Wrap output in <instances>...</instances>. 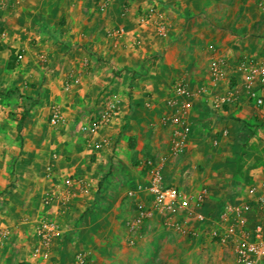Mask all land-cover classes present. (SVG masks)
Here are the masks:
<instances>
[{
	"label": "crops",
	"instance_id": "0c3cea01",
	"mask_svg": "<svg viewBox=\"0 0 264 264\" xmlns=\"http://www.w3.org/2000/svg\"><path fill=\"white\" fill-rule=\"evenodd\" d=\"M221 1L0 0V93H4L10 84H18L28 90L30 96L40 90L46 102L54 99L65 123L68 122L61 129L62 133L52 138L50 150L56 156L52 176L45 174L51 157L49 152L36 151V163L42 169V176L37 191H32V194L33 197L39 195L41 203L36 205L33 200L31 207L16 211L10 218L6 216L7 211L0 214L1 223L11 227H8L10 230L7 226L1 227L7 230V242L6 255H0V264H9L8 256L14 257L13 264H72L70 258L64 257V251L74 224L90 209L98 191L108 192L104 184H119L121 189L142 180L130 156L143 151L144 145L152 147L156 144L159 133L152 134L150 130L153 127L154 130H163L159 129L162 127L159 120L174 112L168 100L173 96L172 88L178 80H185L193 91L200 86H209L208 72L213 58H222L228 64L213 93L231 89L237 92L239 99L219 110L210 104L211 92L188 100L190 107L186 119L190 134L184 149L186 161L190 155L198 156V151L204 150L197 138L212 135L217 130H227L226 144H230L241 134L247 120L259 118V123H262L264 86L259 89L263 105L255 107L243 96V78L234 66L243 58H264V15L258 14L256 0H232V3L228 0V8L211 17L207 14V20L219 23L220 28L209 27L204 17L199 15L201 3L213 8ZM150 6L156 7L169 22L165 37L158 36L152 26L138 24V14ZM9 49L22 55L21 61L16 62L12 69L8 68ZM37 55L46 57L45 68H40L35 61ZM69 71L76 72L80 82L64 91L62 83ZM27 83L37 84L40 89L31 90ZM112 98L119 100L118 113L105 128L94 135L81 132V123L73 128L77 120L94 118L103 104ZM39 120L34 108L28 111L22 128L25 138L27 130L42 129ZM13 127L14 124L7 126L6 118L0 114V146L4 142V130H13ZM166 129L170 141L172 127ZM263 130L264 127H256V130L242 132V135L245 138L254 136V142L251 140L250 143L258 144V135ZM130 138L136 139L134 148L129 147ZM95 143L100 147H95ZM260 148L264 150V145ZM234 150L231 154L226 149L222 150L228 157L226 168L230 176L236 169L234 158L238 152ZM2 153L0 148V167L5 169L11 160L10 156L3 157ZM5 153L10 154L9 150ZM179 156L167 159L164 176L168 184L187 189L179 176L183 169V164L177 163L181 159ZM218 156L220 154L215 152L209 156L207 165L215 177H222L223 172L220 171L223 167H219L221 161ZM242 171L245 179L236 182L228 195H225L226 178L222 177L225 186L222 197L229 198L233 204L251 198L248 189L253 185L258 187L264 166L250 167L246 163ZM65 177L85 181L89 185L88 193L74 185L67 202L54 201L50 206H44V193ZM145 180L146 177L141 183ZM114 195L112 192L111 196ZM135 198L138 201L148 197L142 194ZM54 217L60 219L59 232L53 238L48 254L45 257L34 256L33 248L38 243L36 222ZM249 217L258 221L259 214L253 210ZM93 253L97 260L98 252Z\"/></svg>",
	"mask_w": 264,
	"mask_h": 264
},
{
	"label": "rangeland",
	"instance_id": "374dc122",
	"mask_svg": "<svg viewBox=\"0 0 264 264\" xmlns=\"http://www.w3.org/2000/svg\"><path fill=\"white\" fill-rule=\"evenodd\" d=\"M263 3L264 0H256L258 14L264 15L262 10ZM229 4L228 0H223L221 3H217L216 7L209 8L203 6L205 4L202 2L199 15L204 17L205 24L209 27L220 28L219 23L216 22L214 24L207 20V14L211 17L228 8L226 6ZM39 57L38 55L35 56V61L40 68H45L46 61H40ZM28 86L34 91L40 89L34 83H30ZM59 89L61 90V88ZM9 90H12V93L4 97L1 96L0 100L1 116L6 118L7 126L14 124L13 130H4V142L0 146L3 151L2 156H10L11 160L5 169L0 167V181H3L0 182V214H6L4 211H7L6 216L10 218L16 211L19 212L23 210L22 208L31 207L30 203H33V200H35L36 205L38 202L41 203L39 195H34L33 197L32 194V191H37V184L42 176V169L39 163H36L38 156L36 151L43 150L47 153L49 152L50 156L55 155L50 150L52 138L62 133L61 129L65 128L68 122L57 127L50 126L49 119L51 110L55 106V101L52 99L46 102V97L41 95L40 90L34 96H30L31 93L21 88L18 84L8 85L5 92ZM32 108L39 114V122L42 124V129L27 130L28 135L26 138L23 130V147H20L17 131L18 123L21 117L26 116ZM165 119L159 120V125L161 124L162 126L159 129L163 130H154V127L152 128L153 130H150L152 134L159 133V136L156 135L158 137L156 144L151 145L152 147L144 145L143 151L132 153L130 156L132 165L137 168V173L142 177V180L146 177L148 169L145 168V165L150 160V157L153 160H157L167 155L169 132L166 127L169 125L164 123ZM90 120H77L73 128L78 126V123L84 124ZM261 121L262 123H259V118L255 119V121L252 119L247 120L248 124L241 129V134L233 138L229 142L230 144H226V135L220 136L222 132L227 130H217L212 135L197 138L196 141H201L200 143L204 150L202 152L198 151V156L190 155L188 161L185 159L186 152L184 150L179 156L181 158L180 161L177 162L183 164V169L179 176H181L182 182L186 183L188 188L172 186L187 194H196L200 190H206L207 198L204 205L206 213L214 212L220 205L228 203L230 199L222 197V188L224 189L226 186L225 195H228L236 186V182L245 179V175H243L244 177L242 176L244 174L242 167L246 163L250 167L251 165L264 166V150L260 148V145H264V130L262 131L263 133L258 135V144L250 143L254 136L248 135L245 138L242 135L243 133H250L252 130H256V127L258 129L264 127V119ZM75 131H72V133ZM252 141L254 142V140ZM134 144H136V139L130 138L129 147L134 148ZM4 149L9 150L10 154L7 155ZM151 149L154 151L151 152ZM223 149L228 150L229 154L234 149L236 150H234L235 152H238V154L235 153L236 169L233 176L229 175V169L226 168L228 157L222 153ZM214 152L216 155L220 154L218 156L219 162L221 161L219 167H223L220 172H223L221 176L224 179L226 178L225 186L222 184L224 182L223 178L220 176L215 177L213 175L214 171L207 165V158L214 155ZM49 155L46 154V156ZM3 157L1 158L3 159ZM134 162L140 163V166H135ZM5 177L7 178L6 183H4ZM142 180L134 185L122 186L121 189L119 184H104L108 192L98 191L90 209L84 212L78 219L77 224H74V229L69 232V242L66 245L64 257L70 258L72 263L75 253L85 252L88 253L92 264H232V255L228 248L219 245L205 235L204 224L188 214L177 215L172 217L171 220H165L162 216L155 215L148 219L138 232L130 234L126 230V223L133 217L137 201L135 197H129L127 192L141 184ZM213 184L216 187H213ZM112 192L115 194L114 196H111ZM53 220L59 225V218L54 217ZM96 221L99 223H95ZM6 226L11 229L10 226L0 221V228ZM192 232H195L196 235H193ZM6 238L5 236L0 239V255L2 256L6 255ZM130 239L133 240V244L130 243ZM93 251L98 252L97 260ZM8 257H10L8 260V262L10 261L9 264H13L14 257Z\"/></svg>",
	"mask_w": 264,
	"mask_h": 264
},
{
	"label": "built area",
	"instance_id": "2783aa9c",
	"mask_svg": "<svg viewBox=\"0 0 264 264\" xmlns=\"http://www.w3.org/2000/svg\"><path fill=\"white\" fill-rule=\"evenodd\" d=\"M264 12V3L262 4ZM138 24L152 26L160 37L168 33L169 22L158 12L156 7L150 6L138 14ZM16 62H20L22 55L16 53ZM40 61L45 62L46 57L40 56ZM227 62L219 57L210 62L208 77L209 86H200L192 90L189 84L181 79L173 88V96L168 100L174 112L165 119L164 123L172 127L170 131L169 148L166 157L146 162L148 170L144 183L137 185L127 192L129 197L146 195V200H138L135 213L126 223V230L130 234L138 232L148 219L157 215L165 220H171L180 214L193 216L198 222L204 224L205 235L216 241L219 245L228 248L232 255V264H264V175L257 186H250L248 193L251 198L240 204L226 203L214 212L206 213L204 205L207 198L206 190L196 194H187L182 190L168 184L164 176V164L170 157L179 156L185 149L190 134L187 122V112L190 107L189 99L195 95L213 93L219 86L226 69ZM235 70L242 75L243 96L255 107L263 105L259 89L264 86V58H243L235 66ZM80 82L79 76L74 71L66 73L62 83L64 91L70 90ZM239 96L235 90L228 89L223 93H213L210 104L214 109H222L236 102ZM119 100L116 98L106 101L97 115L89 122L84 123L81 132L89 135L97 134L117 116ZM65 123V118L58 106L51 110L49 124L57 127ZM226 135V131L220 134ZM216 143V142H215ZM95 147H100L95 143ZM56 156L52 155L46 164L45 174L52 176L56 166ZM77 185L83 192L88 193L89 185L72 177H65L53 184L42 197V204L50 206L54 201L67 202L71 188ZM259 214L258 221H253L249 214L252 211ZM35 232L38 238L37 245L33 248L34 256L45 257L51 247L52 240L59 232V226L53 219L44 218L36 222ZM196 235L195 232H192ZM7 235L6 228H0V239ZM133 244V240L130 239ZM72 264H92L88 253L77 252L72 258Z\"/></svg>",
	"mask_w": 264,
	"mask_h": 264
},
{
	"label": "trees",
	"instance_id": "16d2710c",
	"mask_svg": "<svg viewBox=\"0 0 264 264\" xmlns=\"http://www.w3.org/2000/svg\"><path fill=\"white\" fill-rule=\"evenodd\" d=\"M0 49H2L1 45H0ZM10 51V55H9V63H8V68L9 69H12L14 66H15V63H16V59H17V56H16V51L14 49H9ZM10 93H12V90H9L5 93H0V95H9ZM225 108V107H224ZM25 115V114H24ZM25 120V116H22L19 123H18V127H17V131H18V138L20 140V147L22 146V143H23V137H22V128H23V122ZM131 145V144H130ZM150 160L153 161V158L150 157ZM264 164V162H263ZM134 165L135 166H140V163L138 162H134ZM145 168L148 169L147 167V164L145 165Z\"/></svg>",
	"mask_w": 264,
	"mask_h": 264
}]
</instances>
